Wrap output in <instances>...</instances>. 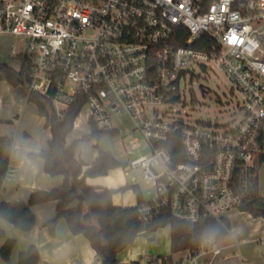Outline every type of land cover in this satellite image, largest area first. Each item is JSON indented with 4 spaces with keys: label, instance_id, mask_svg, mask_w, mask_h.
Masks as SVG:
<instances>
[{
    "label": "built area",
    "instance_id": "2783aa9c",
    "mask_svg": "<svg viewBox=\"0 0 264 264\" xmlns=\"http://www.w3.org/2000/svg\"><path fill=\"white\" fill-rule=\"evenodd\" d=\"M2 36L12 38L9 56L29 61V93L50 97L59 115L81 104L72 126L79 138L116 130L112 113L131 116L142 139L128 140L125 154L138 155L125 167L140 168L155 188L138 206L144 223L165 212L223 221L225 211H245L262 195L264 0H0ZM209 66L227 80L241 117L172 118L181 79ZM13 174L9 168L6 178ZM219 250L210 238L184 259L196 264ZM132 264L182 263L162 256Z\"/></svg>",
    "mask_w": 264,
    "mask_h": 264
},
{
    "label": "crops",
    "instance_id": "0c3cea01",
    "mask_svg": "<svg viewBox=\"0 0 264 264\" xmlns=\"http://www.w3.org/2000/svg\"><path fill=\"white\" fill-rule=\"evenodd\" d=\"M5 38L11 37L2 36L0 41ZM9 42L12 41L9 39ZM2 48L0 46V62L14 67L8 60H19L9 56L7 48ZM30 95L26 86L12 85L0 74V135L12 133L14 138L9 162L14 174L3 183L0 203L27 201L35 192L60 185L64 178L62 174L53 175L47 169L44 153L50 150L52 128L46 114L40 111ZM69 136L67 141L71 143L75 139L70 140ZM98 153L99 150L95 151L87 161L76 150V156L84 161V169L92 164ZM86 180L91 185L115 189L113 201L118 205L134 206L138 203L132 184H138L143 194L140 181L134 175L129 176L125 165L112 168L105 175L88 176ZM143 197L145 199L144 194ZM57 204L58 200L34 204L32 208L36 214V224L30 230H22L0 215V227L5 229L8 237L16 240L10 260L5 261L0 256V264H18L20 252L31 244L39 249L38 264H101L88 237L73 233L64 217L58 219L55 234H51L44 225L57 215ZM239 211L231 212L228 233L216 238L219 252L198 255L196 264H264V215L255 216L252 212ZM246 227L250 228L248 234L245 233ZM159 228H162V233ZM159 228L149 234L138 235L132 244L119 252V264H132L136 260L146 263L162 256H166L171 263L193 264L184 259L185 251L171 252L170 225ZM3 242L4 239H0V247Z\"/></svg>",
    "mask_w": 264,
    "mask_h": 264
},
{
    "label": "trees",
    "instance_id": "16d2710c",
    "mask_svg": "<svg viewBox=\"0 0 264 264\" xmlns=\"http://www.w3.org/2000/svg\"><path fill=\"white\" fill-rule=\"evenodd\" d=\"M29 67V61L26 58H23L19 69H15L7 62H0V74L12 85L21 84L27 87ZM30 99L39 105L42 113L46 114L52 128L53 138L50 150L44 153L47 169L53 175L62 174L64 178L60 185L47 191L35 192L27 201L0 203V215L14 226L22 230L32 229L36 224V214L32 206L45 201L58 200L57 215L47 220L44 225L48 227L51 234H55L58 219L64 217L73 233H81L88 237L101 264H119V252L132 244L138 235L152 232L166 225H170L171 228L172 253L194 250L202 241L221 238L228 233L230 229L228 219L217 221L209 218L190 222L177 219L165 212L152 221L144 223L138 216V206L144 201L138 184L131 186L138 197L136 205L115 204L113 201L115 189L91 185L86 179L88 176L105 175L112 168L125 163L110 151L99 150L92 164L84 169V161L76 156L79 140L99 135L102 131L93 130L91 134H86L71 143L67 141L81 104L75 103L59 115L50 97L33 92ZM13 144L12 133L0 135V191L9 170ZM262 161H264V155ZM249 205L255 216L264 215L262 211L264 197L257 191L249 201ZM0 239H4L0 247V256L8 261L16 240L8 237L2 227H0ZM39 261L40 252L35 244L29 245L18 256V264H38Z\"/></svg>",
    "mask_w": 264,
    "mask_h": 264
},
{
    "label": "rangeland",
    "instance_id": "374dc122",
    "mask_svg": "<svg viewBox=\"0 0 264 264\" xmlns=\"http://www.w3.org/2000/svg\"><path fill=\"white\" fill-rule=\"evenodd\" d=\"M9 39L12 41L11 38H5L0 41V46L3 47L2 49L7 48V50H9L11 45ZM8 61L16 68L20 67V63L15 59H10ZM195 72V75L187 74L181 79L179 92L182 95V99L181 101L173 103L169 108L172 112V118H182L184 121L191 123L198 121H210L219 124L235 123L242 114L237 108L236 98L231 94L229 84L225 77L211 66H209L207 70L195 67ZM200 84L208 87L209 90L205 91ZM163 107L168 108L167 105ZM112 119L114 127L116 128L115 131H102L99 135L79 140L77 152L80 153L85 160H90L95 151L98 150L110 151L125 164L129 159L138 155L136 151L134 154L128 156L125 154L124 150L130 138L138 137L142 139L141 133L135 129L134 121L131 116L128 113H112ZM79 134V131H72L69 134V139L73 140L79 138ZM146 151L147 149L144 148L141 150V152ZM126 169L128 170L129 176L134 175L140 181L143 194L146 198L155 194V188L142 179L140 168L128 167ZM259 189L264 196V161L259 168ZM234 210L237 209L225 211L221 217L232 220L231 212ZM246 211L251 212V208H246L244 212ZM159 229V232L162 233V228ZM249 229V227L245 228L246 234H248ZM180 253H182V251Z\"/></svg>",
    "mask_w": 264,
    "mask_h": 264
},
{
    "label": "water",
    "instance_id": "95a60500",
    "mask_svg": "<svg viewBox=\"0 0 264 264\" xmlns=\"http://www.w3.org/2000/svg\"><path fill=\"white\" fill-rule=\"evenodd\" d=\"M181 72H183V71H181ZM200 86L203 87V84H200ZM176 98H177V95H174V96H173V99H176ZM262 211H263V213H264V210H262Z\"/></svg>",
    "mask_w": 264,
    "mask_h": 264
}]
</instances>
